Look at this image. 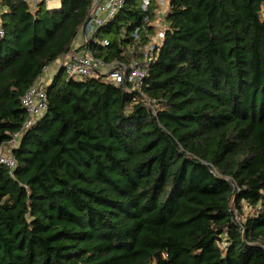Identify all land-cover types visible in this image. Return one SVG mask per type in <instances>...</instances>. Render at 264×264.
I'll return each instance as SVG.
<instances>
[{
  "label": "trees",
  "instance_id": "obj_1",
  "mask_svg": "<svg viewBox=\"0 0 264 264\" xmlns=\"http://www.w3.org/2000/svg\"><path fill=\"white\" fill-rule=\"evenodd\" d=\"M169 3L143 87L154 109L60 70L27 129L22 97L71 48L91 0L2 3L0 146L22 135L16 168L0 164V264H264V0ZM155 7L127 0L94 54L142 55Z\"/></svg>",
  "mask_w": 264,
  "mask_h": 264
},
{
  "label": "built area",
  "instance_id": "obj_2",
  "mask_svg": "<svg viewBox=\"0 0 264 264\" xmlns=\"http://www.w3.org/2000/svg\"><path fill=\"white\" fill-rule=\"evenodd\" d=\"M26 1L30 9L35 11L42 0ZM46 1L51 8L49 0ZM3 2L4 0H0V38L4 37L6 33L2 17L4 11ZM126 3L127 0H91L90 17L87 24L82 26L71 48L52 63L55 71L54 73L52 72L50 80H43L41 75L23 95L22 104L28 115L23 128L31 127L46 114L48 110L46 88L52 83L55 75L60 70L68 78H76L78 80L97 78L122 86L125 90L136 92L144 97L146 104L154 109V105L148 99L143 87L148 75V66L157 57L166 34L167 23L165 19L169 11V0H142L144 12H147L152 4L156 5L153 10L155 19L148 23L155 28V31L151 33L150 40L142 47V55H139V50H137L135 45H132L126 52L137 53V56H134L131 60L105 61L94 54L90 45L92 42H96L103 46H109V38L106 36L99 37V34L102 29L108 27L111 21L120 14ZM262 13L264 16V4L262 5ZM149 20V16L144 17V22ZM139 32L140 30L137 29L130 35L135 43L140 40ZM48 67L49 65L44 69L43 73L49 71ZM21 135V131L17 132L8 144L0 146V164L7 166L11 171L17 165L12 149L19 144Z\"/></svg>",
  "mask_w": 264,
  "mask_h": 264
},
{
  "label": "crops",
  "instance_id": "obj_3",
  "mask_svg": "<svg viewBox=\"0 0 264 264\" xmlns=\"http://www.w3.org/2000/svg\"><path fill=\"white\" fill-rule=\"evenodd\" d=\"M51 6V8L53 7H60L61 6V0H59V2L57 1H54V3L52 4V5H50ZM48 70H49V67H48ZM54 71H55V67H53V68H51L47 73H43L42 74V79L43 80H47L48 79V81L50 80V76H51V74H52V72L54 73Z\"/></svg>",
  "mask_w": 264,
  "mask_h": 264
},
{
  "label": "rangeland",
  "instance_id": "obj_4",
  "mask_svg": "<svg viewBox=\"0 0 264 264\" xmlns=\"http://www.w3.org/2000/svg\"><path fill=\"white\" fill-rule=\"evenodd\" d=\"M54 1H58L59 2V0H49V5H52L53 3H54ZM54 67V64H50L49 65V70L51 69V68H53ZM64 77H66V74L64 73Z\"/></svg>",
  "mask_w": 264,
  "mask_h": 264
},
{
  "label": "water",
  "instance_id": "obj_5",
  "mask_svg": "<svg viewBox=\"0 0 264 264\" xmlns=\"http://www.w3.org/2000/svg\"><path fill=\"white\" fill-rule=\"evenodd\" d=\"M54 8H57V7H54ZM87 22H88V20L86 21V23H85V24H87Z\"/></svg>",
  "mask_w": 264,
  "mask_h": 264
}]
</instances>
